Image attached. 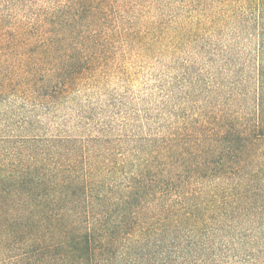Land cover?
Wrapping results in <instances>:
<instances>
[{
  "label": "trees",
  "instance_id": "trees-1",
  "mask_svg": "<svg viewBox=\"0 0 264 264\" xmlns=\"http://www.w3.org/2000/svg\"><path fill=\"white\" fill-rule=\"evenodd\" d=\"M14 1L0 0V95L27 98L98 66L121 34L108 22L126 9L33 0L18 18ZM245 1L253 47L228 68L225 106L119 141L0 130V264L236 258L238 224H264V0Z\"/></svg>",
  "mask_w": 264,
  "mask_h": 264
},
{
  "label": "rangeland",
  "instance_id": "rangeland-1",
  "mask_svg": "<svg viewBox=\"0 0 264 264\" xmlns=\"http://www.w3.org/2000/svg\"><path fill=\"white\" fill-rule=\"evenodd\" d=\"M31 1H14L16 17L27 15ZM123 2L125 12L108 22L120 25L121 34L113 36L102 62L66 91L55 85L32 98L0 95V130L43 141H119L182 126L205 108L225 106L228 68L243 66L253 47L246 1ZM238 227L236 258L224 264H264V224Z\"/></svg>",
  "mask_w": 264,
  "mask_h": 264
}]
</instances>
